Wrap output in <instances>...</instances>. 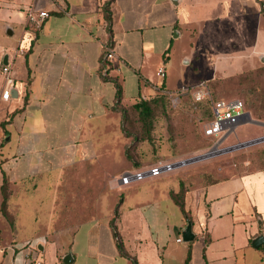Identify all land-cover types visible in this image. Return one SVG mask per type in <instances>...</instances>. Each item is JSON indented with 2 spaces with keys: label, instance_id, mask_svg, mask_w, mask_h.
Segmentation results:
<instances>
[{
  "label": "crops",
  "instance_id": "0c3cea01",
  "mask_svg": "<svg viewBox=\"0 0 264 264\" xmlns=\"http://www.w3.org/2000/svg\"><path fill=\"white\" fill-rule=\"evenodd\" d=\"M107 1L0 0V208L5 179L13 218L9 225L0 210V264H27L33 249L43 264H131L109 227L118 201L100 212L94 195L78 215L57 211L62 183L98 181L68 172L112 159L119 128L114 82L122 105L150 98L162 85L175 91L169 72L176 58L189 65L196 58L193 40L209 46L217 35L241 31L243 18L264 19V0H112L113 58L103 66ZM30 8L49 14L35 31L26 23ZM3 66L12 81L7 101ZM146 184L139 197L120 198L116 220L136 264H264V241L252 245L264 237V169L184 192L188 219L171 197L179 191L175 177ZM187 221L194 238L183 242Z\"/></svg>",
  "mask_w": 264,
  "mask_h": 264
},
{
  "label": "rangeland",
  "instance_id": "374dc122",
  "mask_svg": "<svg viewBox=\"0 0 264 264\" xmlns=\"http://www.w3.org/2000/svg\"><path fill=\"white\" fill-rule=\"evenodd\" d=\"M242 23L241 31L217 35L209 46L203 44L202 40H193L192 52L196 53V58L192 59L190 65L175 59L169 72L170 88L175 91H166L162 85L154 95L159 102L153 105L150 142L145 140L144 128L130 105L125 109L123 129L119 113L115 112L119 117V128L112 159H102L93 167L68 172V178L92 176L98 181L83 185L79 182L62 183L58 192L57 211L78 215L88 198L97 195L99 210L104 212L111 209L120 198L129 201L149 188L145 185L150 178L117 186L115 180L124 171L146 169L158 163H180L208 152L215 154L201 161L181 165L159 177H175L184 193L200 190L214 180L263 167L264 142L226 152L240 143L264 137V56H261L264 55V19L258 22L255 17H247L242 19ZM184 43L185 50L190 51L189 41ZM222 70H227V73L222 74ZM214 75L216 77L212 78ZM200 82H205L213 98L243 101L246 113L263 125L247 123V119H244L221 139L204 137L202 129L209 121L208 103L206 100L197 101L192 93ZM258 127H262L259 133ZM214 144L217 145L216 149H212ZM112 185L117 187L113 188ZM65 218L78 219L79 216L66 215ZM4 219L11 225L13 218L9 214Z\"/></svg>",
  "mask_w": 264,
  "mask_h": 264
},
{
  "label": "built area",
  "instance_id": "2783aa9c",
  "mask_svg": "<svg viewBox=\"0 0 264 264\" xmlns=\"http://www.w3.org/2000/svg\"><path fill=\"white\" fill-rule=\"evenodd\" d=\"M49 17V14L45 11H34L28 9L26 11V23L28 29L31 31L38 30L43 22ZM31 40V39H29ZM19 53H23V48L18 49ZM104 58L111 60L113 58V52L108 46L104 47ZM1 73L4 75L5 86L1 93V100L7 101L10 97L11 79L9 77V67L3 66ZM157 76L162 80L165 76L163 68L158 69ZM193 96L197 101L208 100L211 108V118L202 129L204 137L209 139H221L227 133H229L237 123L244 120V114L246 108L244 103L239 99H217L214 100L208 90L207 85L204 82H200L193 88ZM217 145L214 144L212 149H216ZM175 169V163H158L149 168L136 170V171H124L115 180L117 184L129 185L132 182L142 181L145 178L158 177L162 173L170 172ZM179 241V240H178ZM34 253L26 255L27 264H43L42 260L36 253V249H33Z\"/></svg>",
  "mask_w": 264,
  "mask_h": 264
},
{
  "label": "trees",
  "instance_id": "16d2710c",
  "mask_svg": "<svg viewBox=\"0 0 264 264\" xmlns=\"http://www.w3.org/2000/svg\"><path fill=\"white\" fill-rule=\"evenodd\" d=\"M112 0H108L102 7V12L104 15V20L106 22V31L109 37V42H108V47L111 48V38H112V32H111V17H110V11H109V5L111 3ZM105 52L103 54V63L102 65L105 66V58H104ZM102 79L105 81H110V78L106 77L105 75L102 76ZM115 87H116V103L113 107V111L119 113V117L121 120V126L123 129V122L126 118V111L125 109L127 108V105H122L121 104V89L119 87V85L114 82ZM157 94V93H156ZM155 95V94H154ZM154 95L150 98L147 99H142L139 98L138 100H136L134 103L129 104L131 110H133L138 117L139 122L142 125V128H144V133L146 135L145 140L150 142L151 141V137H150V128H151V124H152V119H153V105L157 104V102H159L158 99L154 98ZM152 98V99H151ZM213 98V97H212ZM214 100L220 99V98H213ZM208 103V119L210 120L211 118V108H210V104L209 101L206 100ZM243 102V101H242ZM244 103V102H243ZM245 106V104H244ZM246 108V107H245ZM261 169H264V163H263V167ZM136 170H141V169H133L132 171H136ZM216 181V180H214ZM212 181V182H214ZM209 182V183H212ZM1 193H2V203H1V212L2 214L5 216L6 215V202H7V184L6 181L4 179L3 184L1 186ZM183 191L181 189V186L179 184V191L176 194H171L172 199L174 200V202L178 205V207L181 209L182 213L186 216L185 211H184V206H183ZM120 205V199L119 201L116 203L115 207H114V211H113V216L111 218V220L109 221V227L112 233V237L115 241V245L116 248L118 250V252L120 253V255L127 257L131 264H136L135 260L131 257H129L126 252L123 249V245L120 239V236L118 234V230H117V226H116V220L118 218V208ZM186 218L188 219V217L186 216Z\"/></svg>",
  "mask_w": 264,
  "mask_h": 264
},
{
  "label": "water",
  "instance_id": "95a60500",
  "mask_svg": "<svg viewBox=\"0 0 264 264\" xmlns=\"http://www.w3.org/2000/svg\"><path fill=\"white\" fill-rule=\"evenodd\" d=\"M262 61H264V59ZM244 119H247V123L263 125V123H259V122H256V121L252 120L248 113L244 114ZM262 142H264V137L256 138V139H253L251 141L240 143L239 145H237L235 147L229 148V149L226 150V152H231L233 150L242 149V148H245V147H248V146H251V145H254V144L262 143ZM214 154H215L214 152H208V153L203 154L201 156H198V157H195V158H191V159H187V160L181 161L180 163H175V168H177V167H179L181 165H187V164H191V163H194V162H197V161H201V160L210 158ZM193 238H194V235L192 234V224H191L190 221H187L185 228L182 230L181 241L190 242V241L193 240ZM263 241H264V237L260 235V236L256 237L252 241V245H253V247H257ZM68 259H69V261H68ZM63 262L64 263L70 262V255L69 254H67L64 257Z\"/></svg>",
  "mask_w": 264,
  "mask_h": 264
}]
</instances>
